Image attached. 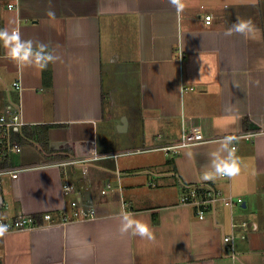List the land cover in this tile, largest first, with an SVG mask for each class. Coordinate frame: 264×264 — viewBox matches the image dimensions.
<instances>
[{"label":"crops","instance_id":"0c3cea01","mask_svg":"<svg viewBox=\"0 0 264 264\" xmlns=\"http://www.w3.org/2000/svg\"><path fill=\"white\" fill-rule=\"evenodd\" d=\"M182 2L177 12L171 0H0V28L13 20L59 57L45 70L20 69L0 45V113L11 107L24 122L11 137L21 152L0 157V170L25 168L2 178L0 222L38 221L8 228L1 264H264V0ZM237 19L253 31L225 35ZM37 126H50V153L26 130ZM192 129L214 141L157 150ZM251 130L263 133L233 143L240 173L203 180L223 138ZM92 151L140 158L54 164ZM194 185L243 203L215 204L200 219L179 201ZM78 198L97 216L64 222ZM123 211L155 238L121 236Z\"/></svg>","mask_w":264,"mask_h":264},{"label":"built area","instance_id":"2783aa9c","mask_svg":"<svg viewBox=\"0 0 264 264\" xmlns=\"http://www.w3.org/2000/svg\"><path fill=\"white\" fill-rule=\"evenodd\" d=\"M10 8L14 7V4H10ZM213 17L211 15L206 16V24L210 25L212 22ZM14 85L17 88L21 87L20 82H15ZM24 125L22 121L21 115L19 111L8 107L5 111L0 113V157L8 156L10 152H21V147L12 142L11 137L13 132H17L20 128ZM263 133L261 130H251L245 132L243 134L231 135L226 137H233V143L247 140L251 141L257 135ZM224 139V138H223ZM214 141L213 139L207 138L203 135V133L197 129H192V131H188L182 139L178 142L168 144V146L158 148L157 150L163 151L166 155L168 154H177L180 153L184 148L188 146L196 145V144H204L206 142ZM148 151H137V152H130L132 154L137 153H144ZM129 155L128 153H114L110 155H101L96 151H92V154L89 159H82L79 160L78 158L72 157L71 159H65L63 161H59L54 163L59 166H71V165H81L90 163L91 161L96 160H110V159H117L118 157ZM25 168H14L12 169H4L0 170V190L2 189V178L6 175H10L13 179L18 178L19 172L24 170ZM66 194L69 195L72 192L71 186H66L65 188ZM113 189L112 185H107L105 190H103V194H107L109 191ZM180 204L192 206L195 209L197 217L200 219H204L208 213V210L212 208L213 205L221 203L224 206H234L235 204L243 203L241 199H234L232 196L224 195L222 192L217 191L213 188L205 189V187H200L197 185L191 186L188 190H185L180 195ZM72 212L67 215L65 212H61V216L64 222H68L73 219L79 220H88L92 219L97 216V210L94 207H84L82 205V199L78 198L72 201L71 204ZM44 219L48 222V224H53L55 221L54 216L52 214H45ZM9 228L12 230H29L31 231L34 229L35 226L38 225L37 218L35 216H27L21 215L14 222L5 223ZM234 227H238L237 224H233ZM234 235H228L225 238L226 243H230V249L234 253V245H233ZM1 264V263H0Z\"/></svg>","mask_w":264,"mask_h":264},{"label":"clouds","instance_id":"9594fccd","mask_svg":"<svg viewBox=\"0 0 264 264\" xmlns=\"http://www.w3.org/2000/svg\"><path fill=\"white\" fill-rule=\"evenodd\" d=\"M171 3L177 12L184 8L182 0H171ZM47 14L53 18L55 16L52 11ZM15 24V21L10 20L8 26L0 28V45L5 49L6 57L13 61L18 68L35 67L45 70L50 64H55L59 60V57L49 50L47 44L32 39H24L21 29L14 26ZM252 31L253 24L250 19H237L225 35L241 34L247 36ZM233 139V137H225L220 142V147L211 153L209 164L206 166L211 170L203 173V180H211L216 176L231 178L240 173L242 160L236 155L237 149L233 146ZM8 228L7 224L0 223V238L5 236ZM118 231L121 236H139L148 240L155 238L150 225L129 211L120 213Z\"/></svg>","mask_w":264,"mask_h":264},{"label":"trees","instance_id":"16d2710c","mask_svg":"<svg viewBox=\"0 0 264 264\" xmlns=\"http://www.w3.org/2000/svg\"><path fill=\"white\" fill-rule=\"evenodd\" d=\"M49 129H50V126H37V127H33L32 130H30V128L26 129L28 131V133L32 132V131H34V133L35 132L38 133L37 139L41 144L42 150L44 152H47V153H50L49 144H48V142H49V133H48ZM28 133H25V134L27 135Z\"/></svg>","mask_w":264,"mask_h":264},{"label":"rangeland","instance_id":"374dc122","mask_svg":"<svg viewBox=\"0 0 264 264\" xmlns=\"http://www.w3.org/2000/svg\"><path fill=\"white\" fill-rule=\"evenodd\" d=\"M10 153H12V152H10ZM129 156L130 157L123 158V161L125 160L127 164H129V163L133 162L134 160H137L138 158H140L139 155H129ZM262 197H264V194Z\"/></svg>","mask_w":264,"mask_h":264}]
</instances>
